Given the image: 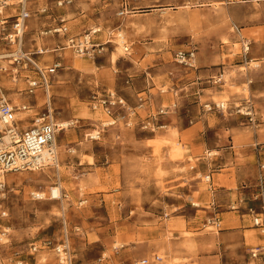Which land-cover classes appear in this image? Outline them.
<instances>
[{
	"label": "rangeland",
	"instance_id": "rangeland-1",
	"mask_svg": "<svg viewBox=\"0 0 264 264\" xmlns=\"http://www.w3.org/2000/svg\"><path fill=\"white\" fill-rule=\"evenodd\" d=\"M47 1L50 15L33 16L27 21L23 49L31 53L45 51V55L35 56L44 68L56 62L62 63V69L51 78L56 85L52 96L54 117L59 123L79 120L80 125L61 134L63 152H60V166L64 169L61 177L59 171L46 168L38 173L8 174L5 178L8 190L4 207L9 217L4 221L3 229L10 232L4 237L8 243L0 245V260L4 264H18L22 260L29 264H60L55 252L42 250L31 254V246L46 239L63 242L67 233L73 264H97L101 258L105 259L103 264H130L142 259H150V264H164L165 261L167 264H191L192 261L210 264L208 256L195 255L192 258L190 244L195 246L202 240L209 244L203 237L206 234L217 235L219 231L212 224V204L201 200L203 193L212 185L205 180L211 173H204V169L217 170L211 162L218 155L211 153L212 156L207 158L210 153L196 149L192 157L184 158L191 139L183 137L181 142H167L162 137L165 133L177 138V132L170 126L154 134L112 129L104 132L98 142L90 141L87 134L93 133L103 118L90 109L93 93L115 90L124 97L128 96L126 98L131 102L128 95L130 86L138 91L143 89L140 78L135 80L134 74L124 71L129 66L141 63L143 69L152 66L151 69L156 70L161 66H156L158 62L155 60L160 62L163 59L154 55L167 54L163 60L169 66L167 69L172 68L170 73L181 77L186 74V69L176 67L172 63V55L177 50L189 48H196L199 53L225 51L227 65L238 61L235 54H238L240 46L231 42L230 23L228 31L223 32L225 35L211 36L206 16L190 13L191 8H199L197 3L187 4L188 13L183 14L178 7L168 13H159L151 7H144L141 0H73L72 6L64 9L55 7L57 0ZM218 1L215 6L220 8ZM125 7L126 14L120 16ZM14 14L13 10L5 11L3 18ZM58 15L67 20L73 35H83L95 26L102 30L98 37L104 42L109 33H115V44L110 53L94 61L77 58L68 48L62 50L66 46L63 36L44 34L54 25L53 17ZM12 23L13 20H9L8 25L2 26L0 18V56L16 49L6 40V35L12 32ZM221 27L216 25L219 30ZM120 30L125 32L132 55L126 54L112 64L110 59L116 52ZM28 36L34 40L29 48L25 43ZM59 47V52H51ZM4 61L10 60L0 59V99L4 96L10 104L19 107L29 103L34 107L30 111L44 113V92L38 91L31 98L26 92L25 76L30 73L17 66H7ZM4 68L5 71L2 70ZM116 70L119 74L115 73ZM236 70L233 76L245 77L247 71L244 67ZM162 80L163 77L158 75L156 89L152 93L157 98L163 90L166 92L164 97H171L174 87L171 84L163 87ZM246 89L243 84L242 88H236V92L247 97ZM226 90H232L230 84L226 85ZM39 99H43L44 104L37 108ZM225 100L235 114L239 102L230 97L214 99L215 102ZM178 106L167 120H175L181 115L187 118V126H191L193 122L187 116L186 106H182V101ZM31 119L29 117L28 121ZM173 148L181 149L182 156L174 159L176 165L168 169L163 166V160L168 150L172 155ZM58 178L63 183V201L52 200L50 195L51 187L60 183ZM33 193L45 194V197L35 200ZM197 219L201 220L202 234L193 229ZM252 250L250 257L256 259L252 252L257 249ZM154 256H160L162 263H153Z\"/></svg>",
	"mask_w": 264,
	"mask_h": 264
},
{
	"label": "crops",
	"instance_id": "crops-1",
	"mask_svg": "<svg viewBox=\"0 0 264 264\" xmlns=\"http://www.w3.org/2000/svg\"><path fill=\"white\" fill-rule=\"evenodd\" d=\"M141 1L144 7H151L159 13H168L178 7L183 14L188 13L186 11L187 4L197 3L199 8H191L190 13L197 12L198 15L206 16L204 18L210 26L211 36L225 35L223 32L228 31V23H230L231 28L232 24L240 26L243 36L252 42L250 57L253 61H257L259 68L247 69L244 78L233 76L237 71L236 69L242 67L237 54H235V58L238 61L227 65L224 61L225 51L217 54L198 52L196 69L185 70L186 74L181 77L177 76V73H170V70L173 71L172 68L167 69L169 66L163 61L167 54L154 55L163 59L160 62L155 60L158 62L156 66L159 64L161 66L156 70H152V66L143 69L140 63L138 66H129L124 71L134 74L135 80L140 78L139 80L143 81L142 90L138 91L130 86L128 95H130L131 102L134 100L132 98L139 92L149 90L152 93L156 89L155 79L158 75L163 77V87L169 84L174 87L172 90L177 92L178 104L182 101V106L184 108L186 106L189 111L187 116L193 124L187 126V118L181 115L172 121H168L167 118L170 128L177 132V138L169 133H165L162 137L170 143H174L176 140L181 142L183 137L188 140L191 139L186 146L187 153L184 154V158L192 157L196 149H203L210 154L218 155L211 162V165L217 170L204 169V173H211L212 185L207 192L203 193L201 200L212 204L211 212L213 215L211 219L218 220L221 225L217 235L206 234L207 236L203 237L208 239L209 244L204 243L203 240L197 242L195 246L192 244L191 257L193 258L195 255L196 257L208 256L207 259H211L210 264H238L242 262L245 264H264V252H261L256 259L250 257L253 248H264V236L253 227L251 215L246 209L247 206L251 205L259 211L258 205L248 201L243 204L241 210L231 209L237 205V202L249 200L253 190L243 189V186L252 187L255 185L260 173V166L264 165V0L242 2L220 0L217 2L220 4V8L215 6L216 0ZM216 25L222 26L221 29L216 28ZM231 42L238 44V38L234 34ZM121 73L123 72L121 71ZM221 74H223L224 84L221 86L212 85L210 79ZM228 84L231 85L232 90H226ZM243 84L247 86V97L236 92V88H242ZM170 94L171 97L159 95L156 98L155 96V100L158 101L157 105L167 104L171 106L172 93ZM226 97L239 102L240 107H244V109L250 106L249 108L253 110L254 123L251 124L248 118L236 113L232 114L233 112L224 116L203 112L204 102L215 103L214 99ZM35 115L37 114H31L27 118H33ZM169 151L171 152L168 150L164 157L163 166L171 169L177 162L171 158L172 155ZM201 224V220L197 219L193 225V229L198 231L197 234L204 233L200 232L203 230H201ZM191 264L205 263L192 261Z\"/></svg>",
	"mask_w": 264,
	"mask_h": 264
},
{
	"label": "built area",
	"instance_id": "built-area-1",
	"mask_svg": "<svg viewBox=\"0 0 264 264\" xmlns=\"http://www.w3.org/2000/svg\"><path fill=\"white\" fill-rule=\"evenodd\" d=\"M73 0H57L56 8L64 9L72 6ZM38 6L37 9H34ZM13 10L14 16L5 17V11ZM51 9L47 0H0V18L1 25H8L9 20H13L12 32L6 35V40L11 47L16 49L10 51L6 55L0 56V59H9L13 65L30 73L25 76L27 82L26 92L29 96L35 97L38 91H43L47 98L48 89L52 86L51 78L56 76L59 70L62 69V63L56 62L51 67H42L40 62L35 59V56H42L45 51L41 50L37 53L26 52L23 49V38L26 32V23L33 16H48ZM126 14V7L122 8L120 16ZM54 25H52L45 35L63 36L66 40V46L62 50L70 49L77 58L90 59L97 61L100 58H105L110 49L115 44V33H109L108 39L102 41L98 36L102 30H89L83 35H73L68 27L67 20L58 15L53 17ZM232 33L238 38L240 46L237 56L240 60V65L244 67V71L253 68H259L257 61L251 59L252 42L242 34V29L236 24H232ZM61 48L54 50L59 52ZM125 52L130 55V46L126 43ZM198 50L189 48L187 50H177L173 54V63L186 70L196 69ZM254 65V66H252ZM6 68L2 69L5 71ZM18 73V70H16ZM119 74V70H116ZM128 84L130 81L127 82ZM210 83L214 86L224 84L223 74L210 79ZM252 83L251 81L249 82ZM172 92L171 106L157 105L155 96L149 90L140 92L136 95L134 103L130 102L126 97L119 94L115 90H103L95 92L90 101V109L93 113L101 115L103 118L99 120V125L95 127L93 133L87 134V138L92 142L101 140L103 133L112 129L139 130L145 133H156L169 128L167 117L178 110V95L177 92ZM161 91L160 95L165 94ZM52 101V97H51ZM29 104V103H28ZM24 105L21 107L13 106L3 96L0 99V242L8 234L6 229H3L4 221L9 217V213L4 207L7 200L8 186L6 176L8 174H17L23 172L44 171L46 168H54L57 172L60 165V154L56 140L59 135L66 133L70 129H76L80 125L79 120H72L67 127L56 121L54 111H51V104H46L44 113L35 115L31 121L28 119L20 120L17 117L18 111H30L32 105ZM244 107H236L235 113L242 117L248 118L251 124L253 120V110ZM34 108V107H33ZM203 112L225 115L232 112L224 102L206 103L202 107ZM144 114V116H142ZM25 124V125H22ZM212 155L208 154L207 158ZM207 183H212V175L205 177ZM60 182V179L58 178ZM57 186V185H56ZM243 189H252L253 193L249 200H241L233 207V210H241L243 204L250 201L258 205L259 211L253 206H247L246 209L251 215V222L254 228L258 229L264 236V165L260 166V173L257 177L255 185L249 187L243 186ZM51 195V194H50ZM64 197V194L62 195ZM35 200H43L44 198L33 195ZM52 200H60L51 196ZM217 228L220 227V222L216 219L212 221ZM66 227V222L64 223ZM63 242L46 239L39 245L31 246V254L39 253L42 250H50L56 253L60 264H73V256L68 241V234L64 236ZM264 248L257 249L252 252L256 258ZM160 256H154L153 263L161 262ZM104 258L98 260L97 264H103ZM150 259H142L130 264H150ZM18 264H29L28 262L19 261Z\"/></svg>",
	"mask_w": 264,
	"mask_h": 264
},
{
	"label": "bare ground",
	"instance_id": "bare-ground-1",
	"mask_svg": "<svg viewBox=\"0 0 264 264\" xmlns=\"http://www.w3.org/2000/svg\"><path fill=\"white\" fill-rule=\"evenodd\" d=\"M92 29L93 30H101L100 28H96L95 26H93L92 27ZM33 41L34 40H32L29 36L26 38V40H25V43H26V47L27 48H29V47H31V46H33ZM126 43H127V38H126V35H125V32L122 30H120L119 32H118V34H117V40H116V46H117V48H116V52L115 53H113L112 55H111V62H112V64H115V63H117V61L119 60V59H121V58H123L125 55H126V52H125V47H126ZM51 52H55L54 50L53 51H51ZM43 55H45V53L43 54ZM47 57V56H46ZM44 58H45V56H44ZM44 60V59H43ZM4 64H6L7 66H10V65H13V62L11 61H4ZM16 73H17V71H16V69L14 70ZM13 82H16V79H14L13 80ZM56 88V85H55V83L53 84L52 83V86H50L49 87V89H48V93H47V98H46V104L48 103V102H50V104H51V111H53L54 109H53V106H52V101H51V97L53 96V90ZM221 102H224L225 104H226V100L225 101H221ZM44 104V100L43 99H39V101H38V104L36 105L37 106V108H39V107H41L42 105ZM228 105V104H227ZM22 106H24V105H22ZM19 107V106H18ZM21 107V106H20ZM229 107V106H228ZM31 114H33L34 115V113L32 112V111H22V112H19L18 111V114H17V117L20 119V120H23V119H26L29 115H31ZM83 115H86V114H83ZM28 119V118H27ZM26 119V120H27ZM62 125L64 126V127H67L68 125H69V122H63L62 123ZM62 142V139H61V135H59L58 136V138H57V140H56V145L58 146V151H59V154H60V152H63V147H62V145H60V143ZM72 152H75V151H73L72 150ZM182 156V151H181V149H179V148H173V150H172V158L173 159H176V158H180ZM59 172H58V175L61 177L62 176V174H63V171H64V169L59 165V170H58ZM39 171H35V173H38ZM6 178H7V176H6ZM50 178V177H49ZM12 182H14V181H12ZM63 183H62V181L59 183V185L58 186H56V187H51V192H50V194H51V196H53V197H55V198H59L61 201H63L64 200V198H63ZM33 195H35V196H39V197H42V198H44L45 197V194H41V193H33ZM195 206H200L199 204H195ZM6 232L8 233V232H10V230H6ZM7 236V235H6ZM2 241H3V243L2 244H0V245H6L7 243H8V240H7V238H3L2 239ZM190 246L192 247V244H190ZM165 253V252H164ZM164 258V260H166V257L164 256L163 257ZM162 263V262H161ZM164 264H167L166 263V261L165 262H163ZM0 264H4L1 260H0ZM170 264V263H169Z\"/></svg>",
	"mask_w": 264,
	"mask_h": 264
}]
</instances>
